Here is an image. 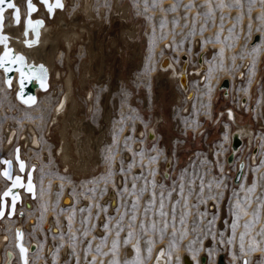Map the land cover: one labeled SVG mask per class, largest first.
<instances>
[{
    "label": "rangeland",
    "instance_id": "rangeland-1",
    "mask_svg": "<svg viewBox=\"0 0 264 264\" xmlns=\"http://www.w3.org/2000/svg\"><path fill=\"white\" fill-rule=\"evenodd\" d=\"M118 1L127 12L123 25L134 27L133 38L110 39L119 27L118 18L112 17L117 0H94V12L97 16L99 10L101 21L89 23L106 46L102 68L88 82L90 97L86 101L85 91L79 93L89 124L104 130L98 139V168L93 175L79 179L62 172L58 165L51 144L55 123L46 132L55 96H40L32 110L1 97L0 107H11L17 113H2L0 138L4 124L22 130L24 121H30L47 151L40 154L34 150L30 155L25 150L28 161L36 165L35 179L45 180L42 196L32 200L36 212L30 214H36L37 224L25 235L27 244L34 236L40 240L31 264H147L158 245L165 247L169 264H177L176 257L182 253L191 254L194 264H216L219 254L225 264H244L242 260L264 264L262 0ZM255 34L259 39L254 44ZM81 43L77 37L71 49L57 57L61 73L68 71V64L78 73L86 55ZM181 53L188 54L191 67L197 66V56L204 63L203 77L190 78L196 92L190 103L177 84L171 87L165 70L158 65L164 54L179 63ZM239 72L244 74L242 79L237 78ZM240 93V99H234ZM44 107L39 117L38 109ZM230 110L238 122H248L253 130L249 147L247 142L242 144L234 155L235 162L246 160L261 145L257 163L245 164L238 184L233 183L228 173L232 166L226 160L232 129L226 113ZM56 180L59 183L53 182ZM111 188L116 190L118 205L107 212V204L103 206L104 200H100ZM55 189L58 194H73L75 203L70 212L60 207ZM49 215L56 224L67 227L56 238L58 245L50 260L42 255L48 236L34 233ZM28 217L23 216V221ZM98 227L103 230L99 236ZM64 244L69 250L67 257L60 254ZM126 249L133 251L132 258L126 257ZM201 256L206 258L203 263Z\"/></svg>",
    "mask_w": 264,
    "mask_h": 264
},
{
    "label": "bare ground",
    "instance_id": "bare-ground-1",
    "mask_svg": "<svg viewBox=\"0 0 264 264\" xmlns=\"http://www.w3.org/2000/svg\"><path fill=\"white\" fill-rule=\"evenodd\" d=\"M14 3L20 8V12L22 15L20 22L19 24H17L15 22V19H13V9H7L4 13V27L1 34L8 37L7 47H10L13 50L14 55L20 54L24 56L26 66H36L40 64L43 65L44 68H46L49 73V86L46 90L36 92V103L34 105H22L15 99V90L13 89V87L8 88L5 86L3 82V71L0 69V102L1 97L5 101L7 96L8 99H10L8 101L11 104L13 103L25 110H32L34 107L38 106L40 96L46 93L50 94V96H55L56 100L52 104L50 112L48 113V119L52 121L48 122L50 123L48 124V126L46 125V132L48 129L50 130L51 125L55 123L53 128L55 135L51 144L58 165L61 167L62 172H67L66 174H69L70 176H76L79 179L91 176L94 174V171L96 172L98 168L97 158L99 157L96 158V156H98L100 152L98 150V147L100 146H98V139L100 135L104 133V130H102V128L96 129L95 127L90 125L91 123L88 122L89 120L87 121L86 115H84V113L82 112L83 102L80 98L81 96L79 95V93L84 90L85 93L82 94L84 96V99L87 101V98L90 97V93H88V82L94 80L92 79V77L96 75L97 70L102 64V60L104 59L101 58V55L102 50L106 46L104 47L103 42L99 41V38L97 36L99 32L96 34L97 30L95 31L92 26L93 23H99L101 21V18H99L100 16H98L100 15V12L98 10V15H95L94 0H64L63 8L57 9L54 13V16L52 18H49L44 9V6L38 3V10L32 15V17H41L44 21V25L39 28L38 36L36 34L34 35L31 29L29 30L28 35L25 36L22 24V19L25 14V0H14ZM112 15V17L118 18L117 24L119 25V27L115 26L118 28L115 29V35L112 32L113 35L110 36V39L113 38L115 42L118 40L117 38H120L123 41L128 38H133L134 27H132L133 25H126V27L125 25H123V20L126 18L127 12L126 8L122 6V4L118 0L116 2L115 8L113 9ZM89 23H91L92 25H89ZM112 36H115V38ZM77 37L81 38V50L83 49L86 52V55L81 59V67H79L78 73L76 74L74 68H72L68 64V71H64L63 73H61L56 64L57 57L59 58L61 55H64L66 53V50H70L72 42ZM26 39H35L37 42L29 46L24 43ZM4 48L5 44L0 43V51H2ZM168 48L165 49L168 50ZM61 49H63V52H60ZM183 53L180 54V62L177 64L174 60H169V58L164 54L159 60L158 65L160 64V70H165V75L169 77V82L172 83L171 87L173 88L174 84H177L179 90L185 96L186 102L190 103L193 100L192 97L196 95V92L193 91L190 85V78L193 76H197L200 80V78L203 77L202 71L204 70V63L202 62L203 60L201 61L200 56H197V66L191 67L190 64L188 65V54L184 55ZM101 71L103 72L104 70ZM238 74L237 78L242 79L244 76L243 72H239ZM75 75H77L76 79L74 77ZM13 86H16V84H14ZM227 91H225V93H227ZM230 94L233 95L232 93ZM173 95L176 96V92H174ZM240 97L241 93L238 95V97H236L235 95L234 99H240ZM176 99L178 100L177 96ZM238 105H242L240 100L238 101ZM45 109L46 107H44V109H38V116L44 114L43 111ZM230 111L232 113L231 117L229 116V112L226 113L228 114L229 120L232 122V129L230 133L237 130L239 136L242 138V141L246 146V142H249L253 136V130L248 122H238L236 114L233 112V110ZM3 112L17 113V111H14L13 108H6V106H4L3 108L0 107V116ZM24 124L25 127L22 130H18L13 124H4L2 126L3 137L0 138V157L12 158L13 149L15 146H18L20 147V157L26 162L27 167L28 165L36 166L35 163H31L30 161H28L25 150H28L30 155L34 150H39L40 154L46 153L47 151L45 150V148H42V137L36 131L32 122L25 120ZM150 135L154 136V134ZM260 148L261 145L258 144L257 152L255 154L249 153L248 158L245 160L247 164L250 163L251 165H253L257 163L256 155L258 153L257 159H259V157L261 156L259 154ZM46 157L47 155L44 154V158ZM1 166L2 165L0 164V168ZM14 172H17L15 163ZM243 177L244 174L242 178ZM35 178L36 174H34L35 198H39V196H42L40 194L41 190L43 189L42 187H44L45 185V180L40 179V182H38V180H36ZM53 182L59 183V180ZM6 186V181L0 175V191ZM55 190L56 193H54V196H58L60 207L64 208V210H66V213L70 212L75 203L73 194L68 191H64L61 194H58L57 189ZM22 192L23 191H21L20 193L21 204L16 205V212L19 210H23L24 216L29 215V217L27 218V221H23V218L18 219L16 215L11 218H8L5 215L0 219V264L4 263L6 250H12L17 255L16 249L15 251L13 250V228L16 225L24 226L27 224V229H24L25 242L26 232L33 230L35 228L34 226L37 224V218L35 216L36 214H33L31 216L32 211H34V203L32 200H34L35 198L30 199L28 198L29 195L27 193L24 194V192ZM49 194H51V192ZM112 198L114 199L113 204H111ZM26 200L30 202L29 209H26L24 208V206H22V204ZM103 200L104 203H102ZM100 203H102L103 206H106L107 204V212H112L115 208H117L118 197L116 190L114 188H111V190H106L105 195L100 200ZM19 206L22 207L20 208ZM29 219H31L30 222H28ZM100 220H104L103 213L100 214ZM53 228H55V232L52 230ZM66 229L67 227H65V225L61 226L59 224H56L52 217H50L49 215L48 218L43 222L42 227L40 229L34 230L35 234L37 232V234L39 233L43 235L42 237L48 236V240H46L43 244L42 252V255L46 259L50 260V258L52 257L58 245L56 238L60 236V234ZM96 232L99 236L102 234L103 230L101 227H98L96 229ZM39 241L40 240L37 239V236L32 237L31 242L36 243L37 250H39ZM48 245L49 249L47 250L46 248ZM37 250L29 254L28 264H31L30 258L35 254V252H37ZM67 251H69L68 247L64 244L60 249V254L67 257ZM132 254L133 251L131 249H126L127 258H132ZM38 261L43 262L44 259H40ZM180 263L194 264V257L189 253H182L180 255ZM12 264H20L17 257L14 258ZM80 264H88V261H84ZM147 264H169L168 257L165 252V247L162 245H158L151 254Z\"/></svg>",
    "mask_w": 264,
    "mask_h": 264
},
{
    "label": "water",
    "instance_id": "water-1",
    "mask_svg": "<svg viewBox=\"0 0 264 264\" xmlns=\"http://www.w3.org/2000/svg\"><path fill=\"white\" fill-rule=\"evenodd\" d=\"M57 2L61 3L64 6V0H48V3L52 4V5L57 4ZM13 3H14V0H13ZM32 3L35 5V10L31 13V19L33 21L38 20V19L43 21V19L41 17H35V18L32 17V15L38 10V6H37L38 3H40L44 6V9H45L47 16L49 18H52L54 16V13L57 9L63 8V7H54L52 9L51 14H49L48 8L45 6V4L42 2V0H32ZM6 10H7V8H6ZM13 12H14V10H13ZM13 12H12V17L14 19ZM19 12H20V8H19ZM21 16L22 15L20 12V19H21ZM27 18H28V9H27V0H25V14H24L23 19H22L23 30L25 29V22H26ZM43 25H44V21H43V24L41 26H39V28L42 27ZM39 28H38V30H39ZM1 33H2V29H0V34ZM33 34L35 35V33H33ZM258 39H259L258 34H255L253 36L251 43H255L256 41H258ZM3 52H4V49L2 51H0V54H3ZM13 57H14V53H13ZM263 57H264V55H263ZM39 66H40V64L32 67L31 69L26 66L24 69L26 75L23 78L20 76V73L17 71V65H15V64H12L10 66V69L7 73H5L3 67H0V69L3 71V82H4L5 86L8 88L13 87V89L15 90V99L22 105H25V106L34 105L36 103V99H35L34 104H25L17 96L18 92L21 94V96H23L24 99H27L30 96L36 98V92L43 91V90H46L48 88L47 87L46 89H44L41 87V80L42 79H44L45 82L47 83V85L49 86V83H48L49 73L47 70H46V73H41L39 71ZM44 69H46V68H44ZM6 80L9 81V83H5ZM14 84H16V86H13ZM230 137H231L230 152L228 153L227 159H226L228 164H231L233 162L235 153L238 152V150L240 149V147L243 144L242 138L239 136V133L237 130L233 131L231 133ZM247 144L249 147L248 141H247ZM17 149H19V153H18L19 160L17 159ZM256 152H257V148H254L252 150L251 154H255ZM4 161H10L11 163L6 164V163H4ZM20 161L24 162V170L23 171H21V168H20ZM14 163L16 164L17 172H14ZM0 164L2 165L0 168V175L2 176V178H4V180L7 183V186L0 191V212L3 213L2 215H0V219L5 215L8 218H11V217L16 215L19 219H22L24 216V211L19 210L16 212V205L21 204V194H20L21 191H23L24 193H27L29 195L30 199L35 198V184H34V167L35 166L30 165L27 167L26 162L23 159H21V157H20V147H18V146L14 147L12 158L0 157ZM244 168H245V160H244V158H242L238 162L237 170H236L235 174L233 175V183L234 184H238L240 182V180L242 179V176L244 173ZM5 169L8 170L11 179H9L8 177H6L4 175ZM29 174L31 177L32 191L28 190ZM17 176H19L21 178L19 181H16ZM7 190H11L10 195L4 196L3 194ZM13 196L18 197L15 201L14 206H13V199H12ZM113 200L114 199L112 198L111 204H113V202H114ZM23 205L26 209L30 208V202L27 200L24 201ZM9 212H11L12 215H8ZM30 221H31V219L28 220V222H30ZM24 229H27V224L24 226L16 225L13 228V236H14L13 244H14V248L16 249L17 255L12 250H6L5 251V260H4L3 264H12V261L14 260L15 257L18 258V261L20 264H24V260H26L27 264H28L29 254L33 253L36 250L37 245L35 242H30L29 244H26L24 242ZM17 230H19L21 233L20 237H17ZM52 230L54 232L56 231L55 228H53ZM19 244H22L23 247L27 250L24 254V260L21 259L20 248L18 246ZM46 249L47 250L49 249V245L47 246ZM184 260H185V257H184ZM242 261L244 263V260H242ZM201 262L202 263L205 262V256H201ZM216 264H225L222 254H219L217 256Z\"/></svg>",
    "mask_w": 264,
    "mask_h": 264
},
{
    "label": "snow or ice",
    "instance_id": "snow-or-ice-1",
    "mask_svg": "<svg viewBox=\"0 0 264 264\" xmlns=\"http://www.w3.org/2000/svg\"><path fill=\"white\" fill-rule=\"evenodd\" d=\"M42 2L48 8L49 14H51L52 9L54 7H63V5L61 3H59V2H57V4H55V5L49 4L48 0H42ZM262 4H264V0H262ZM221 6H223V5H221ZM6 8L7 9H13L14 10L13 16H14L15 22L17 24H19V22H20L19 8H18V6L15 3H13V0H0V29H3V27H4V15L3 14H4ZM27 9H28V18H27V20L25 22L24 35L27 36L28 33H29V29H31L32 32L35 33L38 36L39 35L38 28H39V26H41L43 24V21L39 20V19L33 21L31 19V13L35 10V5L32 3V0H27ZM250 28H251V23L249 21V29ZM7 39H8L7 36H4V35L0 34V43H4L5 44L4 52H3V54H0V67H3L5 73H7L9 71V69H10V66L12 64H15V65H17V71L20 73V76L23 78L26 75V73L24 71V69L26 67L25 58H24L23 55H20V54H15L14 57H13V50L11 48L7 47ZM36 42L37 41L35 39H26L24 41V43L29 45V46H31L32 44H35ZM27 67H29L31 69L34 66H27ZM39 71L41 73H46V69H44L43 65L39 66ZM5 83H9V81L6 80ZM41 87L44 88V89H46L48 87V85H47V83L45 82L44 79L41 80ZM17 96L25 104H34L35 103V99H36L35 97H31L30 96L27 99H24L23 96H21V94L19 92L17 93ZM231 115H232V113H231V111H229V116L231 117ZM225 127H227V125H225ZM225 139H227V134H225ZM18 153H19V149H17V159L19 160ZM151 159L155 160L156 157H152ZM4 163L10 164L11 162L10 161H4ZM20 168H21V171L24 170V162L23 161H20ZM4 175L6 177H8L9 179H11L7 169L4 170ZM20 179L21 178L19 176L16 177V181H19ZM181 189L183 190V185H181ZM28 190L32 191V184H31L30 174H29ZM249 190H251V189H249ZM10 191L11 190L5 191L3 195L4 196L10 195ZM17 198L18 197L13 196V198H12L13 199V206H14L15 201H16ZM161 207H163V205H161ZM2 214L3 213L0 212V215H2ZM8 215H12V213L9 212ZM233 228H235V221H233ZM129 235H131V233H129ZM20 236H21V233H20L19 230H17V237H20ZM241 236H243V233L241 234ZM229 239H231V238H229ZM125 243H127V238H125ZM114 244H115V241H114ZM18 246L20 248L21 259L24 260V254H25V252L27 250L23 247L22 244H19ZM133 246L136 247V245H133ZM241 250H243V244H241ZM149 251H151L150 248H149ZM179 260H180V257L177 256L176 257L177 264H179ZM24 264H27L26 260H24ZM244 264H248L247 260H245Z\"/></svg>",
    "mask_w": 264,
    "mask_h": 264
},
{
    "label": "built area",
    "instance_id": "built-area-1",
    "mask_svg": "<svg viewBox=\"0 0 264 264\" xmlns=\"http://www.w3.org/2000/svg\"><path fill=\"white\" fill-rule=\"evenodd\" d=\"M239 161L240 160H238L237 162H235V156H234L233 162L231 164H228L229 166H232L231 167L232 170L231 169H228V173L230 172L232 177H233V175L235 174V172L237 170V164H238ZM234 163H236V164H234ZM233 164L235 165L234 167H233ZM245 164H246V162H245Z\"/></svg>",
    "mask_w": 264,
    "mask_h": 264
},
{
    "label": "flooded vegetation",
    "instance_id": "flooded-vegetation-1",
    "mask_svg": "<svg viewBox=\"0 0 264 264\" xmlns=\"http://www.w3.org/2000/svg\"><path fill=\"white\" fill-rule=\"evenodd\" d=\"M257 155H258V153H257ZM257 155H256V160H257Z\"/></svg>",
    "mask_w": 264,
    "mask_h": 264
}]
</instances>
